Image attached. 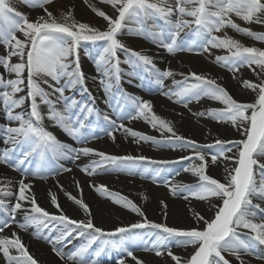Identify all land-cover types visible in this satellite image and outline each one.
Returning a JSON list of instances; mask_svg holds the SVG:
<instances>
[{"label":"snow or ice","instance_id":"6c2138e0","mask_svg":"<svg viewBox=\"0 0 264 264\" xmlns=\"http://www.w3.org/2000/svg\"><path fill=\"white\" fill-rule=\"evenodd\" d=\"M29 3V0H22ZM53 0H31L29 6L43 9L36 21L29 19L17 11L10 0H0V45L7 51L0 55V69L7 73L8 78L0 73V107L9 120L19 122L17 127H7L5 143L13 145L0 154V163L10 166L13 170L21 172L23 179L18 181V192L11 190V181L0 185V213L6 214V219L0 220V232L15 222V213L22 208L20 201H27L31 208L26 210L25 223L21 228L37 226L38 233L50 225H61L59 235L54 237L53 252L61 259L73 261L74 264H88L85 253L101 237L100 246L95 251L99 256L107 247L117 248L118 244L111 237L127 233L132 229L154 230L156 239L146 251H152L158 257L167 255L175 264H229L223 253L227 252L240 260L241 253L255 255V245L264 246V82L259 84L243 81V86L256 93L252 102H238L226 88L217 84L215 79L205 75L190 72L184 80L175 82V89L163 92L174 103L187 107L193 100L199 102L203 98L217 101L224 107L210 109L207 112L195 113L198 116H209L217 122H230L242 139L235 141H222L217 139L215 145L219 146L217 154L211 155V163H216L219 157L233 161V167L226 169V182H221L207 174L209 161L205 159L204 148L211 145H199L193 140H188L177 135L171 122L157 116L152 109L151 101L142 100L140 97L129 96L120 88L124 72L120 67L122 63L118 53L123 51L127 58L123 60L132 71L126 73L135 76L137 69L150 73L157 84L162 85L163 79L173 75L171 70H161L147 55L128 49L118 38L124 29L132 35L144 36L158 42L169 54L181 51L209 52L210 49H225L226 56H217L216 63L236 73L241 67L251 68L253 65L264 71V50L256 47H247L239 41L224 35L220 37L215 33L228 27L238 33L247 35L255 40L264 42V33H255L248 28H242L231 17L235 15L246 23L264 24V0H101V3L110 5L116 10V16H109L104 11L92 8V11L107 22L105 30L89 26L86 23L75 22L71 13L63 15L64 22H58L56 17L48 11L46 5ZM192 7H189V6ZM174 16L176 17L174 19ZM191 17V20L184 19ZM151 22V23H149ZM129 23L136 27H128ZM194 25V27H193ZM191 29L190 36L195 37L190 42L181 34L185 29ZM21 34L20 38L17 34ZM85 42L99 45L97 57L93 58L98 73L104 77L100 80L105 95L109 97L108 106L116 113H123L128 119L143 118L153 128L170 135L157 140L132 129L124 124H117L108 114H101L94 107L95 97L89 92L86 78L80 68L79 49ZM13 57L18 62L13 63ZM71 69V71L69 70ZM255 70V69H253ZM42 85H46L47 89ZM79 86L82 92L87 93L92 105L81 103L74 98L64 95L66 90ZM116 88V93L112 89ZM24 97L16 98V94L25 91ZM175 98V99H173ZM30 101V108L26 114L15 113L25 101ZM115 101V104L112 101ZM41 105L47 107V119L54 126L59 127L68 137L82 141L87 139L82 130L92 128L88 123L89 118L96 116L107 122L109 128L107 135L115 139L114 133L123 130L127 135L139 141H151L157 146H172L191 149L199 164L184 171H191L198 177L195 185L177 184L170 186L173 196L182 195L190 198L211 201L213 198L219 204H210L214 209L213 216L206 219L194 212L197 222L203 221L204 228L197 227L177 229L166 223H156L144 217L141 209L131 200L110 193L106 185L93 187L101 195L111 196L115 203L122 204L124 208L144 217L143 222L133 223L129 227H118L115 231L105 232L95 227L91 219L85 221L74 220L63 214L55 195H51V202L57 208L59 215L49 213L36 202L34 195L29 196L31 185L25 183L29 175L40 179H47V172H69L70 168L63 166L53 167L52 162L69 157L71 154L95 155L99 160H93L89 167L82 168L86 175H94L97 169L107 170L108 166L123 170L127 167L124 162L134 164L136 161L146 160V157L131 155L115 156L96 151L88 147L79 149L57 139L53 132L44 126L45 113ZM131 109L130 111H125ZM27 116V118H25ZM15 145L26 146L21 155L12 162L11 154L16 151ZM232 145V147H227ZM236 149V155L228 157L226 152ZM36 159L39 162L35 170L29 166ZM193 157H182L181 160H192ZM152 164H170L177 161H151ZM129 175L136 174L131 167H127ZM161 169L144 168L140 173L142 178L160 175ZM79 188V182L77 181ZM82 193V189H81ZM68 198L90 215V209L82 199ZM16 197L17 202L9 205L6 198ZM258 201V202H254ZM164 209L167 204L161 201ZM166 217V213H165ZM78 231L80 236H87V242L74 251L65 254L55 247L57 242L72 236L73 231ZM242 230H247L242 231ZM175 239L177 246L193 248L189 258L181 259L174 255L167 241ZM15 250L17 255H12ZM0 253L7 264H37L29 254L27 248L16 233L12 238L0 237ZM128 256H133L131 252ZM257 259L264 257L257 256ZM133 259H136L133 256ZM123 264V261L120 262ZM137 264H143L137 260ZM240 264H244L241 260Z\"/></svg>","mask_w":264,"mask_h":264},{"label":"rangeland","instance_id":"374dc122","mask_svg":"<svg viewBox=\"0 0 264 264\" xmlns=\"http://www.w3.org/2000/svg\"><path fill=\"white\" fill-rule=\"evenodd\" d=\"M11 5L19 12L24 14L29 21H36L41 15H45L43 9L39 7H31L29 6L31 3V0H29V3H24L22 0H10ZM170 2L174 6V0H170ZM48 11L53 14V16L56 17L58 22L63 23V15H67L69 12L71 13V19H74L75 22L80 23H86L89 26L96 27L100 30H105L107 27V22L102 18L97 16L93 11L92 8L95 7L97 9H100L104 11L109 16H116V10L113 9L110 5L101 3V0H53L52 3L46 5ZM189 7H192L191 5ZM176 17L174 16V19ZM184 19L191 20V17H184ZM231 19L240 27L242 28H248L252 32L255 33H264V24H257V23H246L243 20H241L239 17H236L233 15ZM151 23V22H149ZM128 27L134 28L136 27L135 24L129 23ZM194 27V25H193ZM191 29H185L184 32L181 34V38L187 39L189 42L192 39H195V37L190 36ZM216 35L223 37L224 35H227L228 37H231L237 41H239L242 45L247 47H256L261 50H264V42L255 40L252 37H249L247 35L241 34L236 32L235 30L231 28H224L220 32L215 33ZM20 36V38H23L21 34H17ZM121 42L130 50H133L135 52L142 53L144 55L149 56L152 60H157L158 65L157 68L161 70H171L173 72V75L170 77H166L163 79V84L160 86L159 90L153 94L154 96L147 97L145 101H151L152 103V109L153 112L159 116L162 114L161 110L165 109L169 112L170 116L165 115L163 119L171 122V126L173 127L176 134H184L186 130L196 132L199 136H206L207 133L211 134L210 142H206L204 145H211L212 147L204 148L203 151L206 154L205 159L209 161L208 169H211L212 166H214L213 163L210 162L211 155L210 154H217L219 146L215 145V141L217 139L222 141H232L228 140L226 134L229 132L233 134L234 136H238L239 138H243L240 132H237L236 129L232 126L230 122H217L216 120L210 118L209 116H198L195 115V113L199 112H207L210 109H216V106L209 102L208 98H203L199 102L193 100L188 104L187 107H184L182 104L174 103L173 100L168 99L165 95H163V92H168L170 90L175 89V82H179L184 80L185 76H187L190 72H194L197 74L205 75L210 79H215L217 84L223 86V87H230L236 96L238 97L239 101L244 102H252L255 97L256 93H254L252 90L245 88L243 86V81L247 80L256 84H259L261 82H264V71H262L257 66L253 65L251 68L244 66L239 69L238 72L233 73L232 71H229L226 67L217 64L216 63V57L217 56H226L228 55V52L225 49H210L209 52H200L197 54V52H188V51H181L177 52L175 54H169L168 52H161V53H153V54H146V47H150V45L145 42L144 36L139 35H132L128 33L127 28L122 31V33L118 37ZM154 49V48H153ZM7 49L0 45V55H4L6 53ZM99 51V45L93 44L90 42H85L82 44L81 48L79 49V62H80V68L82 72L84 73V76L86 78V84L89 89V91L93 94V97H95V101L97 102H103L102 100L104 97H106L103 85L101 83H97V79L94 81V76L92 71H97V66L94 63L95 57H97ZM122 63L120 64V67L123 69L124 75L123 78H125V74L130 71V68L127 64L123 63V60L127 58L126 54L121 51L118 53ZM13 63L18 62V58L13 57ZM205 65V66H203ZM255 69V70H253ZM2 70V69H1ZM71 71V69H69ZM3 71V70H2ZM218 71V72H217ZM7 74V73H4ZM8 76V74H7ZM8 78L14 79L15 76H11ZM91 78L92 80H90ZM104 79V77H102ZM123 86L126 89H129V87L126 85V83H123ZM74 89V88H73ZM70 89V90H73ZM24 91L17 93L16 95L21 96V94ZM175 99V98H173ZM167 104V106L161 104V103ZM160 106V108L158 107ZM172 107L174 111H171V109L166 107ZM197 107V110H193L191 107ZM176 109L183 111L186 113L185 115L178 113ZM161 112V113H160ZM120 113H115L113 116L119 117ZM112 116V114H111ZM162 118V117H161ZM123 124L126 128L132 129L134 131H137L139 133H142L144 135H147L149 137H154L157 140H161L167 136H169V133H163V136L160 131L153 128L149 123L145 122L143 118L138 119H124ZM61 130L60 128L53 127V131L51 132H58ZM151 131V132H150ZM97 138V137H95ZM112 137H108L107 135L102 139L103 143L99 144L97 146V150L103 149L105 153L109 155H115V156H125L124 151L119 149H114V153H110L109 149L107 148V141L108 139ZM118 139H131L133 142H135L139 147L143 146L147 149H153L157 152H165L159 156L156 153L152 152L150 155L146 154V160L148 162L151 161H177L180 159L179 152L185 151L189 152L192 151L191 149H183L180 147H172V146H157L153 144L151 141L145 142V141H139L137 142L135 138L131 137L128 138L127 134L123 130H119L118 133L115 135L114 140ZM101 140V139H100ZM96 140V141H100ZM94 141V142H96ZM227 147H232V145H227ZM138 149V148H137ZM137 149L132 150L130 149L129 154H131L134 157H139L140 151ZM120 154V155H119ZM226 156L232 157L236 155V149L233 148L231 152H226ZM192 160H184L187 161V164L185 166H182L180 168L171 169V167H151L150 169H161L160 175L158 177H155L156 184L153 183L149 185H143V184H127L122 187L124 189L122 193H124L123 197H126L127 199L134 202L144 213V217L148 218L149 216H155L158 218H161V216L166 217L164 220V223H166L168 226L173 227H181L179 229H188L197 227L199 229L204 228L203 221L197 222L194 219V212L199 213L200 215L204 216L206 219L211 218L214 213V209L210 207V204H219L220 202L213 198L211 201H201L190 198L187 200V204L189 207L188 213L185 212L184 207L180 208H172L173 212L172 214H168L167 212L162 213L164 211V207L161 204V201H164L166 204L168 201L164 199L166 196L170 198H178L183 199L182 195L173 196L170 189H166L165 192H162L159 190V188H163L165 186V181L169 180L166 175H174L178 174V177L175 182L176 184H183V185H195L198 181V177L195 176L191 171H184L185 168H188V165L193 163L197 164L199 161L195 159L193 156ZM224 163L227 166L233 167V161L229 159H225L223 157H219L216 162ZM136 161L134 164H137ZM148 167V166H147ZM110 170L111 176H126L123 173H118L117 171H127V167H125L123 170L120 169H114L113 166H108ZM207 169V170H208ZM169 172V173H168ZM168 173V174H167ZM88 178V177H87ZM167 178V179H166ZM73 179V178H72ZM164 179V182L159 183L158 180ZM84 181L86 184L87 181L90 179H85ZM221 182H226V180H220ZM147 202H154L157 207H151ZM258 202V201H255ZM118 208L126 213H128L131 216H140L131 210L124 208L122 204H118ZM187 209V208H186ZM142 217V216H140ZM142 217V218H144ZM143 222V221H139ZM133 223V222H131ZM126 225V224H125ZM57 226V232L56 236L59 235V229L62 227L61 225ZM79 230L73 231L72 236L74 237H80V239H87V236H80L78 234ZM247 231V230H242ZM106 237H103V239ZM99 240V239H98ZM101 241V240H99ZM40 242V241H39ZM85 243L87 242L84 241ZM41 243V242H40ZM97 243V242H96ZM170 250L174 255H177L181 257V259H187L190 256V253L193 252V248L191 246L189 247H181L177 246L175 239H169L167 241ZM41 245L45 248L43 249V254L46 256V259L44 262H50L54 261L55 264H62L63 262H60L56 256H53L52 253L53 249L49 246L47 247L45 244L41 243ZM47 248V249H46ZM118 248V247H117ZM183 248H191L190 252L188 254L181 253L178 250H182ZM255 255H247L245 253H241L240 260H237V258L234 255H231L227 252L223 253L225 258L229 261V264H240V261L242 260L244 264H264V259H257V256L264 257V246L262 245H255ZM132 254H138L139 252L136 251H129ZM144 255L143 258H136L133 261L127 263V264H137V260L142 261L143 264H175V262L167 255V252L165 251L164 255L158 257L156 260H149L146 258V256L155 255L151 252H143ZM129 259V256L123 257L122 260ZM50 260V261H49ZM51 263V262H50ZM124 263V262H123Z\"/></svg>","mask_w":264,"mask_h":264},{"label":"bare ground","instance_id":"6f19581e","mask_svg":"<svg viewBox=\"0 0 264 264\" xmlns=\"http://www.w3.org/2000/svg\"><path fill=\"white\" fill-rule=\"evenodd\" d=\"M153 52V50H152ZM205 66V65H203ZM218 72V71H217ZM227 89V91L233 96L234 99H236L238 102H242L239 101L238 97L236 96V94L234 93V91L230 88V87H224ZM209 102H211L212 104H214L213 107L216 106V109H220L223 108L224 106L222 104H220L217 101H213L209 99ZM244 102V101H243ZM161 103V102H160ZM165 106H167V104L165 103H161ZM158 107L160 108V106L158 105ZM166 108H170L171 111H174L173 108L170 107H166ZM193 110H197V107H191ZM176 111L183 115H185L186 113H184L183 111H180L178 109H176ZM162 114H160V116L162 117V119L164 118L165 115L170 116L169 112L165 109L161 110ZM160 112V113H161ZM165 114V115H164ZM151 132V131H150ZM165 133L167 134V132L165 131ZM168 135V134H167ZM180 135L188 140H193L195 142H197V144L199 145H204L206 144V142H210L209 140L211 139V134L207 133L206 136H199L198 134H196V132L193 131H189L186 130L184 134H177ZM128 138H130V135H127ZM227 139L228 140H240L241 138H239L238 136H234L231 133H227L226 134ZM109 141H107V148L109 149L110 153H114V149L116 150H123L124 151V155H131L127 152L130 151V149L135 150L137 149L138 151H140V155L145 157L146 154L150 155L152 152L156 153L159 156H163L165 154V152H157L153 149H147L144 148L143 146L139 147L135 142H133L131 139H118V140H113L111 138L108 139ZM103 142L97 143V144H93L91 145L89 148L91 149H95L96 151L99 152H104L105 151L103 149H99L97 150V146L99 144H101ZM163 153V155H161ZM120 155V154H119ZM85 159L84 160H79L80 162V166L84 167L85 165H88V167L90 166L91 162L93 160H99L100 158L98 156L95 155H84ZM132 156V155H131ZM188 156H193V152L189 151V152H185V151H180L179 152V157L180 159L177 160V163H170V164H152L153 167H158V166H168L170 165L171 169H175L180 168L182 166H185L187 164V161L181 160L182 157H188ZM140 157V156H139ZM144 164H151L149 163L147 160H142L141 161ZM199 164V163H197ZM193 165V163L188 165V168H191ZM226 169H231L230 166L225 165L224 163L221 162H216L214 164V166L211 167V169L207 170V174L210 175L211 177L217 179V180H225V176H226ZM97 170H101V169H97ZM80 173V172H78ZM178 177V174H174L169 176V180L166 181V184L163 188H159V190H161L162 192H165L166 189H170V186H175L176 184V180ZM4 177L0 175V180H3ZM90 180L87 181V183L90 184H86L84 181H86L84 179V177H81L79 174H77V172H75L73 174V179L71 177L68 176H58V177H52L50 178L48 181L45 180L44 183H38V182H34V183H28L31 185V189L30 192H27L26 194L29 196L34 195L36 202L39 204L40 207H42L43 209L47 210L49 213H52L54 215H59L60 213L57 211V208L55 206H53L52 202H51V195H55L58 204L60 205V208L63 210V214L67 215L68 217H70L71 219L74 220H80V221H87L88 219H91L93 224L95 225V227L101 228L103 229L105 232H112L115 231V229H117L118 227H129L131 224L133 223H138L139 221H143L144 218L140 217V216H131L128 213L120 210L118 208V203H115L113 198L111 196L108 195H101L100 193H98L93 187H91L92 184H95L97 186L99 185H106L107 189L110 193H118L120 196H123L124 193H122V191L124 189H122L123 186L131 183V184H136L139 185V183L137 182H133V181H129V180H124L122 178L119 177H107V176H102V177H91L89 178ZM79 182L80 187H77V183ZM35 185V186H33ZM81 189H82V193H81ZM68 193H70L73 197H76L77 199H82L84 203H86L90 209V215L89 213H86L82 208H80L77 204H75L72 200H70L68 198ZM164 199H166L168 201L167 203V209H165L164 211H162V213L167 212L168 214H172L173 209L172 208H183L185 209V212L188 213L189 207L187 204V200L185 199H178V198H170L169 196L165 197ZM21 203V202H20ZM149 204V206L151 207H157L158 205H156L154 202H147ZM24 206H26L28 209L31 208V204L28 203L27 201H22V203ZM164 207V206H163ZM187 208V209H186ZM189 215V213H188ZM149 221L152 222H156V223H164L165 217L163 215V217L161 216V218L155 217V216H149L147 218ZM133 222V223H131ZM126 224V225H125ZM173 227V226H171ZM174 228H181V227H174ZM140 231L139 233L136 232L133 234V239H131V234L127 235L128 233H122V234H117L116 236L122 235L123 236V240L121 241L123 243V245H127L125 246L126 248H140V249H135L136 252H139L138 254H133V256L135 258H143L142 255L145 256V254H143L146 247H151L152 242L156 239L155 236V232L154 230L151 229H132L131 231ZM129 231V232H131ZM15 232H12V234ZM16 234L19 236V238L21 239V241L23 242V244L25 245V247L27 248L28 252L30 255H32V257L37 261V264H55L54 261H50V262H44L46 259V256L43 254V249L44 247L32 242V240L28 237H23L20 236V234H18L16 232ZM137 239H139V244L136 245L134 243H132V241H136ZM86 241V240H84ZM143 249L144 251H139ZM191 248H183L182 250H178L181 253L188 254L190 252ZM148 252V251H147ZM151 253H154L152 251H149ZM191 254V253H190ZM189 255V254H188ZM133 256H130L129 259L127 260H123V264H127L131 261H133ZM147 259L149 260H156L158 259L156 257V255H151V256H146ZM117 256L113 257V260H116ZM122 261V260H121ZM120 261V262H121ZM120 264V263H119Z\"/></svg>","mask_w":264,"mask_h":264}]
</instances>
